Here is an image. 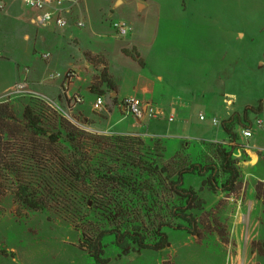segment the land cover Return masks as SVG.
Wrapping results in <instances>:
<instances>
[{
	"label": "rangeland",
	"instance_id": "1",
	"mask_svg": "<svg viewBox=\"0 0 264 264\" xmlns=\"http://www.w3.org/2000/svg\"><path fill=\"white\" fill-rule=\"evenodd\" d=\"M0 4V103H9L19 119L31 98L41 99L87 132L161 140L169 159L185 141H226L222 120L262 104L263 110L250 116L253 136L244 138V129L239 131L246 147L238 155L241 178L235 194L201 191L202 178H185L186 188H194L206 203L203 211L194 212L197 237L167 229L171 246L164 251L118 258V249L110 245L106 257L109 264H264V0H81L69 4V26L52 30L46 42L37 37L40 30L30 23L35 11L23 0ZM79 22L85 27L79 28ZM119 22L132 28L128 36H117L113 25ZM45 54L48 59L42 58ZM104 66L117 86L118 102L149 100L159 108L162 94L168 103H189V122L169 123L168 114L161 119L179 127L175 136L180 138L133 128L157 119L124 117L111 100L113 91L97 81ZM71 78L82 84L77 111L69 110L73 105L63 89L68 103L58 100L62 82ZM150 81L156 84L155 100L144 92ZM17 87L28 96L13 94ZM99 96L107 102L101 112L94 107ZM105 226L93 210H84L73 224L56 209L29 212L12 194H0V250L8 252L7 257L0 254V264H89L91 257L79 248L81 232Z\"/></svg>",
	"mask_w": 264,
	"mask_h": 264
},
{
	"label": "trees",
	"instance_id": "2",
	"mask_svg": "<svg viewBox=\"0 0 264 264\" xmlns=\"http://www.w3.org/2000/svg\"><path fill=\"white\" fill-rule=\"evenodd\" d=\"M98 78L101 87L117 93L107 67ZM111 100L118 104L116 97ZM262 110L260 104L234 111L221 122L226 141H185L168 159L161 140L87 132L44 100L31 98L21 119L9 103H0V194H12L29 212L56 209L73 224L84 210L101 214L107 226L81 232L79 248L91 257L89 264H109L110 245L118 258L161 252L171 246L167 229L199 235L194 212L206 203L194 188H186V176L202 178L201 191H238V155L245 148L239 131L252 129L251 114ZM84 219L87 225L88 216ZM0 254L8 256L4 250Z\"/></svg>",
	"mask_w": 264,
	"mask_h": 264
},
{
	"label": "built area",
	"instance_id": "3",
	"mask_svg": "<svg viewBox=\"0 0 264 264\" xmlns=\"http://www.w3.org/2000/svg\"><path fill=\"white\" fill-rule=\"evenodd\" d=\"M81 0H24V4L27 7L32 8L37 12L35 17V24L40 28H46L49 26H54L59 29H64L69 26L68 15L70 13L69 4L77 3ZM3 9L2 4H0V10ZM79 28L85 27L82 22L77 24ZM114 29L117 33L118 37H126L132 32V28L123 23H115ZM2 57L0 53V58ZM49 54H45L42 56L43 59H48ZM71 74H67L65 76L68 77ZM61 77L60 74L54 76L53 78ZM67 79V78H66ZM69 80V79H68ZM25 84V83H24ZM22 91L19 87L16 88V91L13 94H20ZM63 94L69 97V102L72 105H78L83 102V98L79 95L69 96L68 89H63ZM107 106V102L105 101L103 96H99L96 98L94 107L97 112L103 111ZM117 107L120 111L126 115H130L135 118L137 121L142 120L144 118L150 119H158L164 116V111L158 107H155L150 103H142L134 98L124 99L121 102H118ZM176 120V114L171 113L168 116V122L173 123ZM201 121H205V117L203 115L200 116ZM218 121L213 120V125L218 126ZM258 125H262V121L257 122ZM242 137L251 138L253 136L252 129H244L241 132Z\"/></svg>",
	"mask_w": 264,
	"mask_h": 264
},
{
	"label": "crops",
	"instance_id": "4",
	"mask_svg": "<svg viewBox=\"0 0 264 264\" xmlns=\"http://www.w3.org/2000/svg\"><path fill=\"white\" fill-rule=\"evenodd\" d=\"M23 3H24V0H23ZM140 6H141V8H144L143 5H140ZM36 15H37V12L35 11V16H34L33 19L30 20V23L35 28H37V29L40 30L37 33V37L40 38L43 42H46L48 36L55 33V31L52 32V30H59V28H56L54 26H49V27H46V28H40V27H38L35 24V17H36ZM22 19L25 20L24 18H22ZM26 37L29 39L28 36H26ZM69 69H71V68H69ZM162 80H163V77H160L159 78V81H162ZM69 82H70V84H68ZM148 85L150 87V90L148 88H145L144 89V92H145L146 95H151V100H155L154 90L156 89L155 88L156 87V84L153 81H150ZM64 88L65 89H68L69 96L73 95L74 93L76 94L77 92H79V90H81V94H82V84H79V82H74V78L69 79L67 82L64 81V82H62V84L60 86V93L58 95V100L61 103L63 102L62 104H64L65 101H67L65 99L64 95L62 94V89H64ZM88 88H89V85L87 86V89ZM22 93L25 94V95H22V96H28L26 92H22ZM116 95H117V93H113L112 94V96H115V97H116ZM157 98L159 99L158 102H159V104L161 106L159 108L162 109L164 111V113H166V114H164V117H165V115L167 116V114L169 116L171 113H175L176 114V120H175V122L178 121L179 124H180V122H189V120L186 119V111L190 108L189 103H187L185 101H183V102L180 101V102L168 103L167 100L165 99L164 95H162V94H159V96H157ZM141 102H145V103H148L149 102L150 103L151 101H149V100H147V101L143 100ZM67 103H68V101H67ZM151 103H153V102H151ZM85 106L86 105H83L81 108H84ZM78 108H79V106L73 105L72 107L69 108V110H71V111H77ZM111 115H112V113H111ZM124 117H127V115L124 116ZM162 118H163V116L160 119H157V120H149V119H146V121H149V123L151 125H149V126L148 125H145V126H142V125H140V126H133V128H139L140 127L139 128L140 130H145V129L148 130L149 129L152 132L151 135L154 136V137L171 138V139H173V138L174 139L180 138L178 136H175V134L177 133V128H179V127H177V126H175V127H169V126H167L165 124L166 121L165 120H161ZM139 123H141V122H139ZM164 124L166 126L163 128L162 125H164ZM105 133H110V134H124V133H119V132H112V131H109V130H105ZM133 134L138 135V136H142L143 138H145V135H142V133H133ZM197 138H200V137H197Z\"/></svg>",
	"mask_w": 264,
	"mask_h": 264
}]
</instances>
